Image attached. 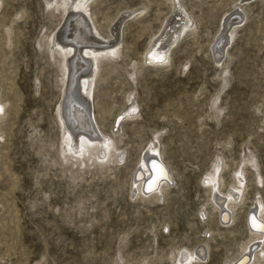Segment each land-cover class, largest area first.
Returning a JSON list of instances; mask_svg holds the SVG:
<instances>
[{
  "label": "rangeland",
  "instance_id": "rangeland-1",
  "mask_svg": "<svg viewBox=\"0 0 264 264\" xmlns=\"http://www.w3.org/2000/svg\"><path fill=\"white\" fill-rule=\"evenodd\" d=\"M56 1L0 0V264H179L192 251L191 264H234L248 218L264 227V0H90L98 41L77 55L117 46L95 66L83 59L77 76L95 71L89 100L74 84L87 135L114 147L92 158L64 141L52 37L66 44L67 16ZM179 14L188 25L169 60L145 62ZM153 149L167 183L144 192L136 175ZM222 195L236 204L226 222Z\"/></svg>",
  "mask_w": 264,
  "mask_h": 264
},
{
  "label": "bare ground",
  "instance_id": "bare-ground-1",
  "mask_svg": "<svg viewBox=\"0 0 264 264\" xmlns=\"http://www.w3.org/2000/svg\"><path fill=\"white\" fill-rule=\"evenodd\" d=\"M89 2H90V0H60L59 2H57L55 9L61 10L64 13V16H63L64 18L67 16L66 23L64 26H66L65 28L67 29V34H68L67 37L68 38H66V39H68V40H67L66 44H63L59 38V34L58 35L56 34L52 37L53 45L56 46L58 54H61V56L63 58L62 59V61H63V77L66 80V82H64L66 85L64 96L68 100L64 103L63 111H59L60 120H61V123L63 125L64 130H65V134L63 133L65 135L64 141H65L66 145L69 147V150H73L74 147L77 148L76 146L79 143L81 146V154H79V153H77V154H79L80 157L83 156V158L84 157L85 158H92L91 157L92 153L95 152L96 149L98 150L100 148H103L105 150V153H109L111 150V147H113V146H112V143L110 142L109 139L100 142V141L94 140L89 135H87V133L88 134L92 133L91 123H90L91 120H90V117L87 113V109L85 107L86 101H84V99H82V97H80L81 95L77 93V89L81 88V91H82V94H83L85 100H89L91 97V93H92L91 90H92L93 73L95 71L94 70L92 71V69H91V73L88 75H85V78H81L84 76L78 77L77 75L84 68V65H82L83 59H91L90 61L93 62L92 66H95L94 63L98 64L99 59L101 57H103L102 54L108 55V53L109 54L110 53L111 54L116 53L115 47H117V46H113L109 49L103 48L104 50L94 49V47H93V49L85 47V49H83V51H82V52H84L83 53L84 56L81 57L82 59L80 58L79 55H77L79 48H77L76 46H80L81 44H94L96 41H98V39H97L98 35L92 31V28H90L89 24H88L89 20L86 19V16L90 17L89 11H88V3ZM170 2H171V5L173 7L174 6L180 7L179 0H170ZM185 14H187V13H185ZM178 16H180V19L177 22L173 21V26L168 25V24L166 25L165 28L168 29L167 33L165 31H162V34L158 39L154 40L153 42H150L148 49H147V52L143 55L145 62L154 63V64H159V63L162 64V63L167 62L169 60V56L167 54H168L170 45L173 43H176L180 39L181 35L183 34V32H185V30L187 29V25H188V20H187L186 16L182 17L180 14ZM69 19H71V21L69 23H67V21H69ZM123 21H124L123 19L120 20V22L117 23V26L119 27L123 23ZM67 24H69V26ZM176 24L179 25L178 28H175L174 25H176ZM223 28H225V24H224ZM230 36H231V34H230ZM115 37H117V36H115ZM167 37H169V39H167ZM94 38H96L97 40ZM171 40H173V41L170 42ZM117 54H118V48H117ZM81 79H82V81H81ZM94 79H95V77H94ZM76 80L78 81V85H77L78 88L74 87V84H76L75 83ZM80 85H81V87H80ZM73 87L75 88V90H74V92H71ZM131 108H132V110H134L135 106L133 104H131ZM2 109H3V106L0 105V110H2ZM67 123H68V125H67ZM119 130H120V128H119ZM83 132H86V134H84ZM99 135L101 136V134H99ZM105 138H107V137H105ZM154 149L152 151H150V153H149V154H151L150 161H148L149 158L146 161H144L145 160L144 159L142 166L140 167V169H138L140 171H142L141 169H143V173L145 174L144 175L145 177H143L141 179V177L143 175V174H141L142 172L136 175V179H140V180H137L139 183L138 185H140V187H142V189L140 188V190H143L144 192H151V190H153L155 188V184H154L155 180H151V181L147 182L150 175H151V172L152 173L154 171L156 172L157 171L156 165L159 164L158 162L153 161L154 159H152L154 157L153 155L155 154ZM98 152H100V151H98ZM94 154H97V153H94ZM98 155H97V157H99ZM109 155H110V153H109ZM106 156H107V154H106ZM65 157L70 160V158L68 156L65 155ZM100 157L103 158V156H100ZM107 157H109V156H107ZM107 157H105V159ZM100 161L102 162L103 160H100ZM116 162H120V161H116ZM116 162H114V163H116ZM215 179H216V185H217L218 178L216 177ZM136 182H135V184H136ZM165 182L164 183L160 182V183L165 184ZM208 182L213 183V181L211 179H209ZM161 184L160 185L157 184V185L159 187H161ZM136 187L139 188L138 186H136ZM215 187L213 190H215ZM157 189H159V188H157ZM241 189L243 190V188H241ZM140 192L143 193L142 191H140ZM240 193H241V191H240ZM222 196L219 198H217V197H215V198H217L218 200L221 198H224V199L227 198L224 205L218 206V208H217L218 209L217 211H219L218 213L220 215L221 221L226 222L227 216H226L225 212L228 213V211H231V214H232L236 204H235L234 200L231 199L230 196H227V195H225L226 197H224V196L222 197ZM240 196H239V198H240ZM234 199H235V197H234ZM263 212L264 211L258 212V215L264 220V215H263L264 213ZM249 224H250V228L252 230V236L250 237V239L246 243V244H248V246L246 248H244V246H243L240 259H237L234 262V264H243L245 262V259L248 257L250 258V260H249L250 262H248L247 264H261L262 260L264 259V227L258 220L254 219L253 217H252V219H250ZM253 230H260V231L257 232V231H253ZM256 246H257V248L255 250H253V247H256ZM200 256H201V252H199V251L189 252L188 258L186 259V261L183 262V261H180L181 260L180 259L179 264H191L193 262H196L198 259H200Z\"/></svg>",
  "mask_w": 264,
  "mask_h": 264
},
{
  "label": "water",
  "instance_id": "water-1",
  "mask_svg": "<svg viewBox=\"0 0 264 264\" xmlns=\"http://www.w3.org/2000/svg\"><path fill=\"white\" fill-rule=\"evenodd\" d=\"M160 166L162 167V165H160ZM162 170H163V173H164V177L163 178H164V180H166L167 179V176H165V174H167L166 173V170H164L163 168H162ZM149 181H147V182H149ZM154 184H155V188H156V186H158L157 185V180H155V183ZM250 219H252V216L248 218V223H249Z\"/></svg>",
  "mask_w": 264,
  "mask_h": 264
},
{
  "label": "snow or ice",
  "instance_id": "snow-or-ice-1",
  "mask_svg": "<svg viewBox=\"0 0 264 264\" xmlns=\"http://www.w3.org/2000/svg\"><path fill=\"white\" fill-rule=\"evenodd\" d=\"M255 226V225H254Z\"/></svg>",
  "mask_w": 264,
  "mask_h": 264
}]
</instances>
